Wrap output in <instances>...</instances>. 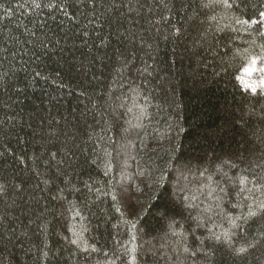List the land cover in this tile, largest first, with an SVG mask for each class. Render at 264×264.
<instances>
[{"label":"trees","instance_id":"1","mask_svg":"<svg viewBox=\"0 0 264 264\" xmlns=\"http://www.w3.org/2000/svg\"><path fill=\"white\" fill-rule=\"evenodd\" d=\"M261 12L0 0V264H264Z\"/></svg>","mask_w":264,"mask_h":264},{"label":"snow or ice","instance_id":"2","mask_svg":"<svg viewBox=\"0 0 264 264\" xmlns=\"http://www.w3.org/2000/svg\"><path fill=\"white\" fill-rule=\"evenodd\" d=\"M260 17L262 18L260 21H254L255 23H264V12L260 13ZM245 76L251 77L253 72H260L264 74V67H257V59L253 58L250 62L248 67L244 69ZM239 83L241 84V87L248 91L250 90L253 94H256L257 88L259 87L261 90H264V75H262L259 83L256 82H250L249 80L244 79L243 77L237 78ZM252 215H255V213H252ZM219 239V237H217ZM239 252H244L245 249L241 248L238 250Z\"/></svg>","mask_w":264,"mask_h":264},{"label":"rangeland","instance_id":"3","mask_svg":"<svg viewBox=\"0 0 264 264\" xmlns=\"http://www.w3.org/2000/svg\"><path fill=\"white\" fill-rule=\"evenodd\" d=\"M263 67H264V65H263ZM258 73H259V75H257V77H253V76L247 77V76H245V72H244L243 78L246 79V80H249L250 82H256L257 80L261 79L262 75H264V74H262L260 72H258Z\"/></svg>","mask_w":264,"mask_h":264}]
</instances>
